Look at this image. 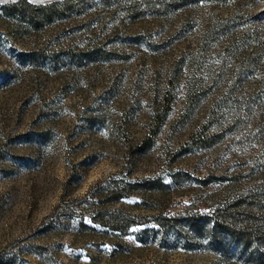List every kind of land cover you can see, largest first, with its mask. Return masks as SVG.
<instances>
[{"label":"rangeland","instance_id":"obj_1","mask_svg":"<svg viewBox=\"0 0 264 264\" xmlns=\"http://www.w3.org/2000/svg\"><path fill=\"white\" fill-rule=\"evenodd\" d=\"M122 3L0 0V264H264L210 221L264 178V0Z\"/></svg>","mask_w":264,"mask_h":264},{"label":"trees","instance_id":"obj_2","mask_svg":"<svg viewBox=\"0 0 264 264\" xmlns=\"http://www.w3.org/2000/svg\"><path fill=\"white\" fill-rule=\"evenodd\" d=\"M223 2L225 0H126V3L122 4L124 11L131 16L139 15L147 9L158 13L179 9L190 18L198 13H204L212 19L207 32H216L224 29L225 25L224 19L218 18L216 13V8ZM54 7L55 4H52L43 8L46 20H50L52 15L47 10ZM25 20L29 27L37 25L34 19L27 17ZM170 102L171 100L165 96L164 108L167 109ZM161 121V115H157L153 121V128L157 129ZM210 221L216 230L227 235L244 249L264 248V178L260 183L244 188L227 202L225 208L211 213Z\"/></svg>","mask_w":264,"mask_h":264}]
</instances>
